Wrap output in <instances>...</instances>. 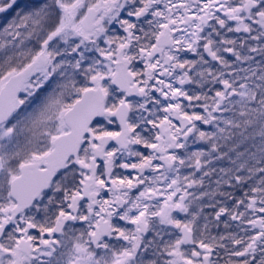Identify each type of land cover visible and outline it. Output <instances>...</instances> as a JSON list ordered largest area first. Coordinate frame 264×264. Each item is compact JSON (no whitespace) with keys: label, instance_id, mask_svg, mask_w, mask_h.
<instances>
[{"label":"snow or ice","instance_id":"obj_1","mask_svg":"<svg viewBox=\"0 0 264 264\" xmlns=\"http://www.w3.org/2000/svg\"><path fill=\"white\" fill-rule=\"evenodd\" d=\"M0 264H264V0H0Z\"/></svg>","mask_w":264,"mask_h":264}]
</instances>
